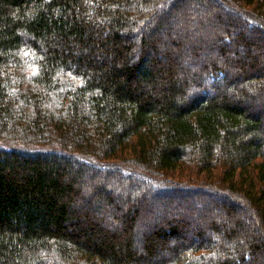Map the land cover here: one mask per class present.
<instances>
[{
    "label": "trees",
    "instance_id": "1",
    "mask_svg": "<svg viewBox=\"0 0 264 264\" xmlns=\"http://www.w3.org/2000/svg\"><path fill=\"white\" fill-rule=\"evenodd\" d=\"M0 264H264V0H0Z\"/></svg>",
    "mask_w": 264,
    "mask_h": 264
},
{
    "label": "rangeland",
    "instance_id": "2",
    "mask_svg": "<svg viewBox=\"0 0 264 264\" xmlns=\"http://www.w3.org/2000/svg\"><path fill=\"white\" fill-rule=\"evenodd\" d=\"M193 13H195V12H193ZM192 16H193V17H194V16H197V14H194V15H192ZM209 20H211V17H209ZM180 23H181V22H180ZM205 28H206V30H208L210 27H205ZM194 30H195V31H198L197 26H196V29H194ZM198 32H199V31H198ZM191 44H193L194 50H195L196 47H199L198 49H201V48H202V47H201V44H202V43L200 44V36H197L196 38H193L192 41H191ZM204 49H207V47H204ZM208 51H209V50H208ZM214 54H215L214 52L212 53V52L209 51V52L207 53V55L205 56L204 60H205V59H208L209 57L213 56ZM194 63H195V64H199V60L197 59L196 61H194ZM1 144H2V143H1ZM193 207H195V206L193 205ZM192 209H193V208H192ZM196 217H198V215H194V216H193V218H196ZM198 218H199V217H198ZM198 218H197V219H198ZM213 218H214V217L212 216V214L209 213V215H208L207 218H206V219H207L206 221H210V220L213 219ZM145 219H148V218H145ZM200 221L202 222V224L205 222V221H202V220H200ZM195 222H196V221L194 220L193 223H195Z\"/></svg>",
    "mask_w": 264,
    "mask_h": 264
}]
</instances>
